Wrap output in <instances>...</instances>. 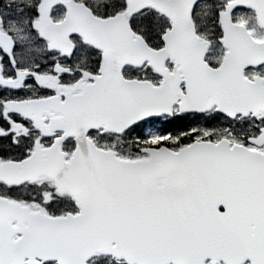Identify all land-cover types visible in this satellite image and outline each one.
Masks as SVG:
<instances>
[{"label": "snow or ice", "instance_id": "1", "mask_svg": "<svg viewBox=\"0 0 264 264\" xmlns=\"http://www.w3.org/2000/svg\"><path fill=\"white\" fill-rule=\"evenodd\" d=\"M0 264H264V0H0Z\"/></svg>", "mask_w": 264, "mask_h": 264}]
</instances>
